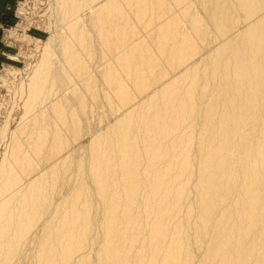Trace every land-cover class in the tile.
Here are the masks:
<instances>
[{
  "label": "bare ground",
  "instance_id": "bare-ground-1",
  "mask_svg": "<svg viewBox=\"0 0 264 264\" xmlns=\"http://www.w3.org/2000/svg\"><path fill=\"white\" fill-rule=\"evenodd\" d=\"M50 10L0 127V264H264V0Z\"/></svg>",
  "mask_w": 264,
  "mask_h": 264
},
{
  "label": "rangeland",
  "instance_id": "rangeland-1",
  "mask_svg": "<svg viewBox=\"0 0 264 264\" xmlns=\"http://www.w3.org/2000/svg\"><path fill=\"white\" fill-rule=\"evenodd\" d=\"M52 2L53 0H16L13 5L8 6L5 10L7 14H3L0 21V127L8 121L10 115L16 119L20 115L19 108H14L13 112L12 104L15 102V86L20 84L21 74L13 73L29 66L34 58L37 59L42 43L46 44L49 37L54 40L58 36L59 26L54 22L50 10ZM8 77L10 86L2 82L3 78L5 80ZM16 119L11 126L15 125Z\"/></svg>",
  "mask_w": 264,
  "mask_h": 264
},
{
  "label": "crops",
  "instance_id": "crops-1",
  "mask_svg": "<svg viewBox=\"0 0 264 264\" xmlns=\"http://www.w3.org/2000/svg\"><path fill=\"white\" fill-rule=\"evenodd\" d=\"M15 1L16 0H0V21L3 17V14H7L5 10H7L9 5H13Z\"/></svg>",
  "mask_w": 264,
  "mask_h": 264
}]
</instances>
